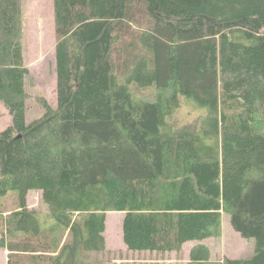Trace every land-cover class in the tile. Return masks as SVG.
<instances>
[{"label": "trees", "instance_id": "trees-1", "mask_svg": "<svg viewBox=\"0 0 264 264\" xmlns=\"http://www.w3.org/2000/svg\"><path fill=\"white\" fill-rule=\"evenodd\" d=\"M53 1L57 102L27 122L22 0H0L7 264H85L109 211L131 251L264 264V0ZM181 97L201 113L176 120ZM223 213L251 257L211 259Z\"/></svg>", "mask_w": 264, "mask_h": 264}, {"label": "rangeland", "instance_id": "rangeland-1", "mask_svg": "<svg viewBox=\"0 0 264 264\" xmlns=\"http://www.w3.org/2000/svg\"><path fill=\"white\" fill-rule=\"evenodd\" d=\"M23 6V41L24 58L30 73L26 86L28 103L26 110L27 122L43 113L41 99L44 96L52 104L57 102V63H56V34L53 0H22ZM182 104L175 115L176 120H187L201 113V108L193 110L181 97ZM199 109V110H198ZM190 113V114H188ZM12 123V116L0 100V131ZM10 204L11 197L8 198ZM28 206L48 211L43 202L41 190H31L28 194ZM122 211L107 213L106 250L91 252L85 264H187L190 261V251L197 243L190 241L183 245L180 252H134L128 249L123 239ZM222 236L204 240L211 251V259L216 262L225 257L247 258L254 254V239L245 238L233 228L231 215L223 213ZM8 250L0 247V264H7Z\"/></svg>", "mask_w": 264, "mask_h": 264}, {"label": "crops", "instance_id": "crops-1", "mask_svg": "<svg viewBox=\"0 0 264 264\" xmlns=\"http://www.w3.org/2000/svg\"><path fill=\"white\" fill-rule=\"evenodd\" d=\"M190 242V241H189ZM253 255V254H252ZM251 257V256H250ZM248 258V257H247Z\"/></svg>", "mask_w": 264, "mask_h": 264}]
</instances>
